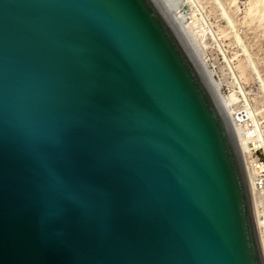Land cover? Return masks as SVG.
Instances as JSON below:
<instances>
[{
    "label": "water",
    "instance_id": "obj_1",
    "mask_svg": "<svg viewBox=\"0 0 264 264\" xmlns=\"http://www.w3.org/2000/svg\"><path fill=\"white\" fill-rule=\"evenodd\" d=\"M0 264H264L231 122L165 0H0Z\"/></svg>",
    "mask_w": 264,
    "mask_h": 264
},
{
    "label": "rangeland",
    "instance_id": "obj_2",
    "mask_svg": "<svg viewBox=\"0 0 264 264\" xmlns=\"http://www.w3.org/2000/svg\"><path fill=\"white\" fill-rule=\"evenodd\" d=\"M176 1L173 0L181 11L183 26L211 69L212 78L218 81L219 91L233 110L245 140L248 131L244 127L250 124L252 132L261 134L264 132V0Z\"/></svg>",
    "mask_w": 264,
    "mask_h": 264
},
{
    "label": "bare ground",
    "instance_id": "obj_3",
    "mask_svg": "<svg viewBox=\"0 0 264 264\" xmlns=\"http://www.w3.org/2000/svg\"><path fill=\"white\" fill-rule=\"evenodd\" d=\"M165 1L168 4V6L170 7L171 11L173 12L175 18L177 19V21H178V23H179V25H180L183 33H184V35H185V37H186L189 45L191 46L192 50L196 54L197 58L199 59L200 63L202 64V66L204 67V69L207 72L208 76L210 77V79H211V81H212V83H213V85H214V87H215V89H216V91H217V93H218L221 101H222V104H223V106H224V108L226 110V113H227V115L229 117V120L231 122L233 131H234V134H235V137H236V140H237V144H238V147H239V150H240V153H241L242 161H243V164H244V167H245L246 176H247V180H248V184H249V189H250V195H251V198H252L253 211H254V215H255L256 220H257L256 221L257 222L256 225L259 228L260 227L259 226L260 225V222L257 219V215H258V212H259V209H258V205L259 204H258V198H257V196H256V194H255V192H254V190L252 188V183H251L252 182V178H251V172L249 170V164H250V161H251V158H249V156H250V148L247 145L248 135L250 134V132L251 133H255V132H252V130H251L253 126H251V124H250V125L244 127L245 128L244 130L245 131L246 130L248 131V133H247L248 135H245L246 138H247V140H245L244 135L240 131V127L238 125V121H237L235 115L233 116V114H234L233 110L228 105V102L225 100L224 95L221 94L220 91H219V86L220 85H218V83H217L218 81L216 82L212 78V71H211V69H209L207 67V65L204 63V60L200 56L199 52L197 51V48H196L195 44L193 43V40L190 38L191 35L190 36L188 35V33H187L188 31H186L185 28H184V26H183L182 18L180 16L181 14L179 13L181 11L178 10L177 4H176L177 1L175 0L176 1L175 3L173 2V0H165ZM183 19H184V17H183ZM187 28H189V27H187ZM189 33H190V31H189ZM235 83H236V81H235ZM233 85H234V83H233ZM258 236H259L260 246H261V250H262V253H263V257H264V240H263V236H262V233H261L260 228L258 230Z\"/></svg>",
    "mask_w": 264,
    "mask_h": 264
},
{
    "label": "built area",
    "instance_id": "obj_4",
    "mask_svg": "<svg viewBox=\"0 0 264 264\" xmlns=\"http://www.w3.org/2000/svg\"><path fill=\"white\" fill-rule=\"evenodd\" d=\"M247 143H250L249 148L251 161L249 164V170L252 178L251 183L259 204L257 219L260 222L259 228L264 240V132L261 134L250 132ZM259 228L257 227L258 230Z\"/></svg>",
    "mask_w": 264,
    "mask_h": 264
}]
</instances>
